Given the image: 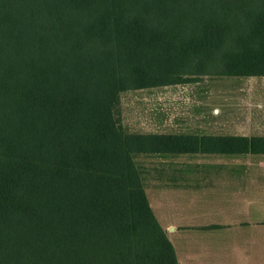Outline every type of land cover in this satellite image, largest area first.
Wrapping results in <instances>:
<instances>
[{
	"label": "trees",
	"instance_id": "trees-1",
	"mask_svg": "<svg viewBox=\"0 0 264 264\" xmlns=\"http://www.w3.org/2000/svg\"><path fill=\"white\" fill-rule=\"evenodd\" d=\"M204 75L264 76V0H0V264H179L135 156L225 143L117 108Z\"/></svg>",
	"mask_w": 264,
	"mask_h": 264
},
{
	"label": "crops",
	"instance_id": "crops-1",
	"mask_svg": "<svg viewBox=\"0 0 264 264\" xmlns=\"http://www.w3.org/2000/svg\"><path fill=\"white\" fill-rule=\"evenodd\" d=\"M232 128L209 138L224 148L175 153L178 167L146 187L179 264H264V123ZM243 138L256 147L227 146ZM201 155L214 160H184Z\"/></svg>",
	"mask_w": 264,
	"mask_h": 264
},
{
	"label": "rangeland",
	"instance_id": "rangeland-1",
	"mask_svg": "<svg viewBox=\"0 0 264 264\" xmlns=\"http://www.w3.org/2000/svg\"><path fill=\"white\" fill-rule=\"evenodd\" d=\"M120 122L129 133L187 136L212 147L214 136L242 132L232 128L264 123V79L260 76L204 75L189 82L128 90L120 95ZM210 156L188 160L213 162ZM136 164L147 186L163 181L164 170L176 169L175 154H141Z\"/></svg>",
	"mask_w": 264,
	"mask_h": 264
}]
</instances>
